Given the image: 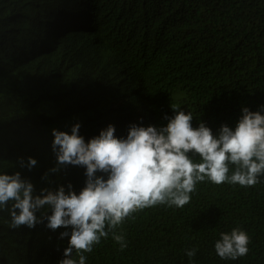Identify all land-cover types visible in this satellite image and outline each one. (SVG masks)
I'll return each instance as SVG.
<instances>
[{"label":"trees","instance_id":"trees-1","mask_svg":"<svg viewBox=\"0 0 264 264\" xmlns=\"http://www.w3.org/2000/svg\"><path fill=\"white\" fill-rule=\"evenodd\" d=\"M42 1L0 0V174L19 172L33 195L51 186V169L58 167L53 130L71 135L79 124L88 134L109 125L121 93L136 114L127 90L149 98L156 128L166 127L174 110L191 113L193 128L204 123L214 135L222 126L234 130L244 108L264 115V0H98L94 38H73L50 57H28L16 45L32 31ZM102 49L115 65L103 60ZM79 68L89 78L71 75ZM59 85L65 91L60 110L30 100ZM29 158L37 162L31 169ZM229 167L231 175L235 166ZM10 219L0 211V227ZM234 228L249 236V252L221 259L215 242ZM117 231L127 248L121 251L109 234L93 247L88 264H264V176L251 187L205 180L183 208L138 211ZM192 248L198 251L190 260L185 252ZM3 250L0 245V264H14Z\"/></svg>","mask_w":264,"mask_h":264},{"label":"clouds","instance_id":"clouds-1","mask_svg":"<svg viewBox=\"0 0 264 264\" xmlns=\"http://www.w3.org/2000/svg\"><path fill=\"white\" fill-rule=\"evenodd\" d=\"M47 1L37 7L30 34L16 45L20 52L28 57L52 56L73 38H94L101 24L98 0ZM102 51L104 61L115 65L116 58ZM83 73L79 68L71 75L87 77ZM133 90L127 92L135 102L136 114L121 100L122 93L116 94L118 102L109 115L120 125L102 122L88 134L79 132V124L72 127L71 135L53 130L52 150L58 167L51 169L56 173L50 187L42 186L33 195V185L22 180L19 172L0 174V211L7 210L11 216L6 229L0 227L6 259L14 264H88L93 247L109 234L121 251L127 248L125 234L117 230L134 213L157 205L183 208L196 185L205 180L251 187L264 176V115L259 111L244 108L235 129L222 126L218 135L204 123L193 128L192 114L174 109V117H165L167 126L156 128L149 122L153 104ZM64 94L59 85L30 100L40 101L54 113L63 107ZM144 99L146 110L141 105ZM194 156L199 157L198 163ZM36 163L29 158V169ZM230 165L235 166L231 175ZM249 243L247 233L234 228L220 234L215 252L221 259L236 260L248 254ZM197 251L192 248L185 254L191 260Z\"/></svg>","mask_w":264,"mask_h":264},{"label":"bare ground","instance_id":"bare-ground-1","mask_svg":"<svg viewBox=\"0 0 264 264\" xmlns=\"http://www.w3.org/2000/svg\"><path fill=\"white\" fill-rule=\"evenodd\" d=\"M42 1V0H41ZM42 3V2H41ZM43 4V3H42ZM51 9H52V7H51ZM11 28V27H10ZM8 30H9V28H8ZM49 32V31H48ZM63 32H64V30H63ZM64 33H66V32H64ZM64 33H63V35H61V37H64ZM51 36H50V39H52L53 40V38L55 37V34L53 33V28H51V34H50ZM46 39V38H45ZM93 41V40H92ZM71 42H72V40H71ZM45 43L47 44V47H50V46H48V41L46 42V40H45ZM63 44H64V40H63V42H62ZM92 44V43H91ZM69 45L71 46V43H69ZM94 47V46H93ZM51 48H54V46H51ZM70 48V47H69ZM76 48V47H75ZM83 49V47L81 48V50ZM66 50V49H65ZM64 50V51H65ZM78 50V49H77ZM63 51V50H62ZM71 51V50H70ZM68 52V51H67ZM72 52H74V51H72ZM65 53H66V51H65ZM64 53V54H65ZM70 53V52H69ZM69 53H67V55L69 54ZM71 54V53H70ZM95 54V53H94ZM101 55H102V57L104 58V59H106L105 58V56H106V53H104V52H102L101 53ZM61 56H62V53H61ZM96 56H97V54H96ZM100 56V55H99ZM50 57V56H49ZM59 57H60V55H59ZM66 57V56H65ZM69 57H70V55H69ZM63 57H60V59H62ZM49 59V58H48ZM65 59V58H64ZM72 59V58H71ZM103 59V60H104ZM59 60V59H58ZM68 60V59H67ZM73 60H76V59H73ZM50 62V61H49ZM52 63V62H51ZM63 63V62H62ZM69 63H70V61H69ZM59 64V63H58ZM65 65H66V63H65ZM80 65V64H79ZM83 65V64H82ZM55 67V66H54ZM62 67V66H61ZM110 67H112V66H110ZM124 67V66H123ZM125 69H126V67H125ZM128 69V68H127ZM119 70V69H118ZM129 70V69H128ZM108 71H109V69H108ZM123 73V72H122ZM121 74V73H120ZM121 76H123V77H125V73H124V75H121ZM121 76H120V78H121ZM129 76H130V74H129ZM128 75H127V77H126V81H129V80H127L128 79V77H129ZM131 78V77H130ZM123 80V79H122ZM127 85H129V84H127ZM127 85H125V86H127ZM129 87V86H128ZM80 90V89H79ZM78 90V91H79ZM87 90V89H86ZM85 91V90H84ZM88 91V90H87ZM126 92V91H125ZM147 100H149V98L147 99ZM142 102V108H143V110H144V108H145V105H148L147 103L148 102H146V99H144L143 101H141ZM143 112V111H142ZM120 114H122V110L120 109ZM117 118H118V116H117ZM116 118V119H117ZM109 119L112 121V123H117V122H114V120L112 119V117L110 118L109 117ZM116 125H120V124H116ZM147 125V124H146ZM49 232H50V229H49ZM58 235V231H55V236L54 237H56ZM64 245V239L62 240V243H61V246H63ZM60 246V245H59ZM61 255V254H60ZM54 257L55 256H52V260L53 261H55L56 262V259L54 260ZM56 264V263H55Z\"/></svg>","mask_w":264,"mask_h":264},{"label":"water","instance_id":"water-1","mask_svg":"<svg viewBox=\"0 0 264 264\" xmlns=\"http://www.w3.org/2000/svg\"><path fill=\"white\" fill-rule=\"evenodd\" d=\"M59 7V5H57ZM148 109L147 106H145L144 110ZM145 112V111H144Z\"/></svg>","mask_w":264,"mask_h":264}]
</instances>
